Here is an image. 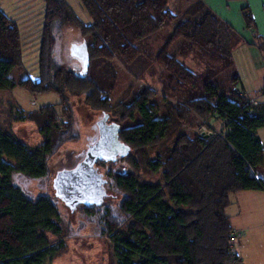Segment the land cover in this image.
Instances as JSON below:
<instances>
[{
  "label": "trees",
  "instance_id": "obj_1",
  "mask_svg": "<svg viewBox=\"0 0 264 264\" xmlns=\"http://www.w3.org/2000/svg\"><path fill=\"white\" fill-rule=\"evenodd\" d=\"M177 1L79 0L85 22L68 0H40L42 12L31 18L30 46L23 17L9 16L0 7V90L20 87L35 95L60 96L59 111L50 104L32 112L10 105L8 118L0 123V264H47L67 250L56 197L28 198L12 176L48 177L50 157L63 144L80 140L69 95H85L90 110L109 113L112 122L124 115L121 107L129 118L141 119L120 136L131 152L118 161L132 170L107 171L123 194L118 209L124 221L109 208L102 216V233L112 241L117 264H243L230 252L235 233L226 210L230 194L264 189V146L258 137L264 103L252 106V98L219 81L233 66L238 40L230 26L203 0H185L183 11L172 9ZM244 18L251 29L252 18L248 13ZM66 25L90 37L85 75L54 60L56 30ZM161 34L163 46L151 55L162 67L161 98L154 100L157 91L147 87L121 104L111 102L115 60L135 62ZM28 48L35 64L24 61ZM190 56L197 58L200 70L186 64ZM26 120L39 128L43 142L38 146L13 133V123ZM200 129L213 135L204 138ZM150 150H157L154 158ZM140 172L160 179L147 182ZM102 206L82 212L97 215Z\"/></svg>",
  "mask_w": 264,
  "mask_h": 264
},
{
  "label": "rangeland",
  "instance_id": "obj_2",
  "mask_svg": "<svg viewBox=\"0 0 264 264\" xmlns=\"http://www.w3.org/2000/svg\"><path fill=\"white\" fill-rule=\"evenodd\" d=\"M73 7L74 11L85 21H88L87 14H85L83 7L79 0H68ZM172 9L183 11L188 6L185 0H179L173 4ZM40 0H0V7L10 16L12 13H17L18 16L23 17L22 28L26 32L25 39L27 45L33 36H29L32 33L33 27L31 25V18L33 14L41 13ZM237 36V35H236ZM56 49L54 52V60H56L66 70H72L80 74L81 60L71 55V47L73 45H80L83 42L86 44L90 41V37L82 36L79 29L73 25H66L56 30ZM159 37V36H158ZM163 34L159 38L150 40L149 49L146 55L140 56L135 62L129 64L120 59L115 60V66L117 68V80L114 86V91L111 95V102L115 104H121L125 97L131 99L143 89L150 87L157 91L158 95L154 100L158 101L161 98V72L162 67L154 62L152 59L153 54L163 46ZM237 40V38H236ZM178 44H174L171 48L175 51ZM233 54V53H232ZM245 52L236 50L232 55L233 66L228 68L224 76L219 79L221 84H225L234 92H244L249 98L256 99L262 97L264 90V75L260 73V69L254 66H249L248 62L243 59ZM27 65H32L36 62L35 53L32 56H27ZM186 64L193 69L200 70L201 64H199L197 58L193 56L188 57L185 60ZM35 64V63H34ZM238 77L236 81H232V77ZM262 78L260 82L259 79ZM259 92L254 93V90ZM261 91V92H260ZM85 95L73 96L69 95L68 103L74 115L75 131L80 136V140L77 142H69L60 146V149L50 157L49 159V171L48 177L40 180H31L25 178L21 173H14L12 176V183L21 189V191L28 198L33 200L40 197V195H48L55 198L54 190L52 187V179L54 175L61 169L71 168L77 161V155L83 153L87 149V142L89 137L93 134V123L100 118L101 113L94 110L90 111L84 103ZM60 96L56 93H47L43 95L30 94L26 90L20 87L13 89L0 90V120H6L9 112L10 105L20 106L26 110H37L43 106L53 105L57 111L60 106ZM31 103H34L33 105ZM122 106V105H121ZM124 115L118 119V123L121 125L120 136H123V132L127 128L135 127L140 123L139 116L136 118H129L130 112L125 108H122ZM111 118L112 120L115 119ZM12 127V126H11ZM202 132H207L206 129H200ZM201 132V133H202ZM19 137H22V133L18 132ZM202 135V134H201ZM37 136H30L28 145L35 144L39 138ZM24 139V138H23ZM43 142V141H42ZM38 143V142H37ZM157 150H150L149 156L155 157ZM109 167L113 168L114 172L128 173L132 169L127 165L125 161H118L111 165L106 163L105 166H99V169L104 174V177L108 180L106 190L108 196L105 199V203L102 206L100 212L97 215L88 216L82 212V208L71 213L69 209L62 204L61 201L55 198L59 213L62 217V224L65 227L67 243V250L61 256L54 258V261L47 264H117L116 257L113 253V244L108 236L103 235V221L102 216L108 210L120 220L124 221V216L120 213L118 207L123 194L117 190L114 186L113 180L107 175ZM140 177L147 182H156L160 178L158 175H147L140 172Z\"/></svg>",
  "mask_w": 264,
  "mask_h": 264
},
{
  "label": "crops",
  "instance_id": "obj_3",
  "mask_svg": "<svg viewBox=\"0 0 264 264\" xmlns=\"http://www.w3.org/2000/svg\"><path fill=\"white\" fill-rule=\"evenodd\" d=\"M203 3L218 19L230 26L235 35H237L238 41L232 49V55L238 49L239 51H244L246 54L243 58L245 62L247 61L249 66L259 68L263 76L264 0H203ZM245 13H248L252 18L251 29L247 28L244 18ZM27 50L25 56H31L29 53L32 50H29V48ZM26 57L24 61L27 64ZM259 81L261 82L262 78ZM260 88L261 86L257 90L255 89L254 93L259 92ZM239 94L247 96L244 92H239ZM261 96L257 100L258 103H264V94ZM17 107L21 108L20 106ZM87 108L90 110L88 106ZM21 109L26 112L36 111ZM3 121L0 120V123ZM11 128L18 137V132L23 134L22 137L24 139L21 137L19 139L25 144H28V140H31L29 137L32 135L37 136L39 134L40 136L38 143L36 142L35 144L39 145L43 141L39 128L31 120L15 122ZM258 137L262 140L264 146V127H261L258 131ZM226 214L230 219V226L236 235L234 249L241 262L243 264H264V189L230 194V205L227 207Z\"/></svg>",
  "mask_w": 264,
  "mask_h": 264
},
{
  "label": "water",
  "instance_id": "obj_4",
  "mask_svg": "<svg viewBox=\"0 0 264 264\" xmlns=\"http://www.w3.org/2000/svg\"><path fill=\"white\" fill-rule=\"evenodd\" d=\"M71 55L81 60V72H88L90 58L85 42L71 47ZM98 134L93 144L77 155V161L71 168L59 170L52 179L55 197L65 204L71 213L85 207L102 206L108 196V180L97 163L112 162L126 158L131 147L120 138L121 125L110 121V114L104 112L96 121ZM95 129V127H93ZM207 138V134H202Z\"/></svg>",
  "mask_w": 264,
  "mask_h": 264
},
{
  "label": "built area",
  "instance_id": "obj_5",
  "mask_svg": "<svg viewBox=\"0 0 264 264\" xmlns=\"http://www.w3.org/2000/svg\"><path fill=\"white\" fill-rule=\"evenodd\" d=\"M250 102H251L252 106H257V105H258V102H257V100H255V99H250ZM31 104L33 105L34 103H31ZM201 134H207L208 136H212V135H213V132H211V131H207V132H205V133L202 132ZM235 238H236V235L234 234V235L232 236V239H231V241H233V243H232V245H231V247H230V252H232L233 254H236L235 249H234Z\"/></svg>",
  "mask_w": 264,
  "mask_h": 264
},
{
  "label": "flooded vegetation",
  "instance_id": "obj_6",
  "mask_svg": "<svg viewBox=\"0 0 264 264\" xmlns=\"http://www.w3.org/2000/svg\"><path fill=\"white\" fill-rule=\"evenodd\" d=\"M97 120H98V119H97ZM93 127H95V129H93ZM92 129H93V130H92L93 134L91 135V137H89V140H88V142H87V146L93 144L94 138H95V137L97 136V134H98V129H97V126H96L95 122L93 123ZM77 160H78V159H77Z\"/></svg>",
  "mask_w": 264,
  "mask_h": 264
}]
</instances>
